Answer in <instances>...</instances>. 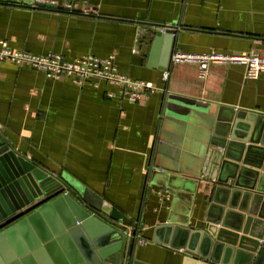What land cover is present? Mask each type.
<instances>
[{
    "label": "crops",
    "instance_id": "0c3cea01",
    "mask_svg": "<svg viewBox=\"0 0 264 264\" xmlns=\"http://www.w3.org/2000/svg\"><path fill=\"white\" fill-rule=\"evenodd\" d=\"M32 3L0 0V39L10 47L70 61L113 54L120 72L158 89L132 102L103 79L79 84L0 59V147L121 211V228L129 236L137 229L145 240L135 235L134 258L181 264L184 251L155 241H166L157 228H202L218 219L212 192L220 162L211 139L214 130L220 136V107L264 115V69L213 63L202 76L197 64L173 63L171 55L164 61V43L152 49L154 35L172 25L175 51H257L264 47V0H58L51 9Z\"/></svg>",
    "mask_w": 264,
    "mask_h": 264
},
{
    "label": "water",
    "instance_id": "95a60500",
    "mask_svg": "<svg viewBox=\"0 0 264 264\" xmlns=\"http://www.w3.org/2000/svg\"><path fill=\"white\" fill-rule=\"evenodd\" d=\"M174 34L162 25L154 35L152 49L164 43V61ZM216 126L218 219L202 228L167 222L157 228L166 241L154 240L181 248V264H264V115L221 106ZM90 194L0 147V264H151L133 257L136 231L121 228L122 212Z\"/></svg>",
    "mask_w": 264,
    "mask_h": 264
},
{
    "label": "built area",
    "instance_id": "2783aa9c",
    "mask_svg": "<svg viewBox=\"0 0 264 264\" xmlns=\"http://www.w3.org/2000/svg\"><path fill=\"white\" fill-rule=\"evenodd\" d=\"M34 7L51 9L58 7V0H33ZM67 7L76 10L73 3H67ZM87 11V9H85ZM0 59L9 60L19 65H29L43 71L48 77L54 79L71 78L74 82L84 84L90 79H103L120 86L123 97L135 102L141 99L149 91L158 89L150 81H142L131 78L120 72L115 65V55L96 56L91 53L84 54L75 60H66L59 53H48L44 55L31 53L10 47L7 41L0 39ZM173 63H192L199 66L200 74L206 75L207 69L213 63H238L247 65L253 70L264 69V47L257 51L248 53L240 52H206L194 53L182 50H174L171 54ZM169 71L165 70L163 79H169ZM138 241L144 243L143 238Z\"/></svg>",
    "mask_w": 264,
    "mask_h": 264
},
{
    "label": "rangeland",
    "instance_id": "374dc122",
    "mask_svg": "<svg viewBox=\"0 0 264 264\" xmlns=\"http://www.w3.org/2000/svg\"><path fill=\"white\" fill-rule=\"evenodd\" d=\"M77 186H78L79 189H81V190H82V189L85 190V187H84V186H79V185H77Z\"/></svg>",
    "mask_w": 264,
    "mask_h": 264
},
{
    "label": "trees",
    "instance_id": "16d2710c",
    "mask_svg": "<svg viewBox=\"0 0 264 264\" xmlns=\"http://www.w3.org/2000/svg\"><path fill=\"white\" fill-rule=\"evenodd\" d=\"M135 230H136V234H137V233H138V232H137V229H135Z\"/></svg>",
    "mask_w": 264,
    "mask_h": 264
}]
</instances>
